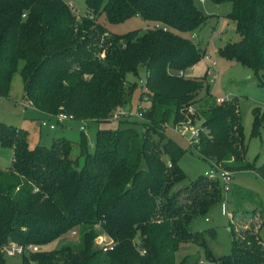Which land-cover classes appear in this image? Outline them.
<instances>
[{
  "label": "trees",
  "instance_id": "trees-1",
  "mask_svg": "<svg viewBox=\"0 0 264 264\" xmlns=\"http://www.w3.org/2000/svg\"><path fill=\"white\" fill-rule=\"evenodd\" d=\"M85 1L88 14L79 18L65 0H0V97L9 95L20 73L24 101L43 114L111 122L115 110L132 107L138 82H129L128 74L144 69L138 105L144 97L150 103L145 114L142 109L144 134L133 126L99 129L90 154L85 136L30 147L26 130L1 124L0 145L12 150V160L0 167V247L39 245V251L22 255V264H189L188 257L177 262L185 244L204 246L214 264H264V207L230 219L229 255L214 257L204 233L193 230L223 200L222 185L205 175L182 184L185 151L163 127L190 119L193 108L208 127L195 147L199 155L233 172L257 171L264 179V162L256 167L245 161L236 99L196 110L213 97L211 84L206 77L179 76L204 57L196 39L211 16L194 0ZM212 1L231 5L228 17L239 35L217 53L251 69L264 87V0ZM102 14L113 24L139 16L167 29L115 34L99 21ZM262 123L264 113L257 109L252 137ZM73 231L80 235L77 245L43 249ZM100 233L114 241L106 252L95 244ZM206 233L216 236L214 228ZM4 256L0 249V264H7Z\"/></svg>",
  "mask_w": 264,
  "mask_h": 264
},
{
  "label": "rangeland",
  "instance_id": "rangeland-1",
  "mask_svg": "<svg viewBox=\"0 0 264 264\" xmlns=\"http://www.w3.org/2000/svg\"><path fill=\"white\" fill-rule=\"evenodd\" d=\"M73 7L75 14L81 18L88 14L85 0H65ZM198 9L205 15H209L210 20L199 31L196 40H200L206 52L204 57L192 68L187 74L188 77H206L205 81L211 84L210 91L213 97L208 98V102H200L196 106V110H200L208 104L215 101V97L232 93L236 99L242 118L244 127L245 144L247 147L246 162L259 167L264 162V123L259 128V134L252 137V126L255 119V111L260 109L261 114L264 113V87L258 82L254 73L248 67L240 63L227 60L217 53L219 47L224 46L228 42L237 41L239 35L235 31L234 22L228 17L231 11L229 3L216 4L212 0H206L205 3L194 0ZM99 21L103 23L105 28L111 33L125 34L133 30H139L142 34L147 27L153 28V22H146L139 16H133L123 22L113 24L109 22L105 14L99 17ZM216 60L215 69H210L211 62ZM22 66V64H21ZM211 71V75L207 74ZM218 74L217 79L211 78ZM206 75V76H205ZM209 76V77H208ZM146 77L145 70L142 69L139 75L128 74L129 82H138V87L134 93L132 107L128 105L125 109L130 108L131 116L128 122H82L73 121L65 122L63 125L57 124L56 119L52 118L50 123L55 124V129L51 130L49 126L41 127V122L46 119L44 115L32 106L28 101H24L23 81L20 73H16L13 78L9 95L0 97V125L6 124L26 130L27 139L30 147L41 144L50 147L52 143L58 139L66 138L74 142H80L84 136L87 139L88 152L93 154L95 151L96 134L99 129L117 130L128 126H133L141 135L145 130V118H138V105L141 93V84ZM142 106L145 107L144 114L148 111L150 103L144 97ZM129 110V109H128ZM50 115V114H48ZM193 124L201 122L200 113L195 112L190 119ZM81 126H87L86 131H81ZM166 137L173 140L185 151L179 165L185 174V181L182 184H189L195 181L199 176L204 175L205 171L211 168L209 161L202 158L199 153L189 145L187 139L178 131L172 128H165ZM12 153L10 148H4L0 145V165L3 169L10 166ZM83 160L81 161V163ZM238 165L239 163H235ZM232 192L224 194V199L228 200V212L231 216H224L221 213L220 206H217L212 214L208 217H199L193 224L194 231L204 233L207 245L214 257L229 255L231 252V235L229 231V222L231 217L238 220L243 217L252 215L255 210L264 207V179L257 171L237 170L233 173V179L230 184ZM214 228L216 236L210 237L206 231ZM264 240V228L260 233ZM80 241L79 234L66 233L62 237L56 239L52 243L43 247L44 250L59 249L62 246L71 244L77 245ZM177 262L184 257H188V263L194 264L197 258H201L204 264H214L206 257L204 246L195 244L184 245L183 249L177 254ZM7 264H22L23 256H7L5 255ZM213 260V258H211ZM32 264H37L33 262Z\"/></svg>",
  "mask_w": 264,
  "mask_h": 264
},
{
  "label": "built area",
  "instance_id": "built-area-1",
  "mask_svg": "<svg viewBox=\"0 0 264 264\" xmlns=\"http://www.w3.org/2000/svg\"><path fill=\"white\" fill-rule=\"evenodd\" d=\"M201 3H205L206 0H199ZM71 6V4H70ZM72 7V6H71ZM163 27L161 24H155L153 25V28H160ZM151 27H147V29H150ZM164 30H166V27H163ZM217 65L216 60H213L211 62V65L209 66L210 69H215ZM194 67V66H193ZM192 67V68H193ZM190 68V69H192ZM181 70L179 71V76L180 77H188L187 74L189 73V70ZM207 74L211 75V71L208 73V70L206 71ZM209 77V76H208ZM218 78V74L212 76V78L210 79L211 82H213V79H217ZM141 85H145V80L143 81V83ZM233 95L232 93H225L224 95L215 97V102L217 104H223L225 102H229L233 100ZM29 102V101H28ZM31 105L32 103L29 102ZM33 106V105H32ZM138 112L136 113L135 116H137L138 118H142L143 117V106L140 105L138 106ZM190 111L192 113H195L193 108H190ZM131 111L125 108H118L117 110H115L111 116V120L112 121H117L119 122L120 120L130 117ZM52 118L56 119L57 124H63L64 122L67 121H74V117L68 113L65 112H59L55 115H49ZM51 120H43L41 122L42 127L44 126H49L50 129H55V124L50 123ZM164 129L165 128H172L176 131H178L181 135H183L187 141L189 142V145L195 149V147L200 143L201 141V137H202V133H205L208 131V127L206 125H203L201 122L197 123V124H193L191 122V120L187 119L181 122H178L177 124L174 125H164L163 126ZM81 131H86V126H81ZM211 168L207 171H205L204 175L207 176L209 179L212 180H217L221 183L222 185V192L223 195L227 194L229 192L232 191L231 189V182L233 179V171H231L230 169L227 168H221L219 167L215 162H211ZM220 209H221V213L224 216H231L230 213L228 212V200L224 199L223 196V200L220 202L219 204ZM232 218V217H231ZM208 221V219H206ZM72 234H77L76 231H73ZM95 244L97 245V247H99L100 249H102L104 252L108 251L111 249L112 245L114 244L113 239H111L109 236H107L105 233H100L98 234V236L95 239ZM2 253L4 255L7 256H16V255H24L26 253L29 252H37L41 249V247L39 245H29L27 247L17 243V242H9L7 244H4L0 247ZM199 264H204L203 260H200Z\"/></svg>",
  "mask_w": 264,
  "mask_h": 264
},
{
  "label": "crops",
  "instance_id": "crops-1",
  "mask_svg": "<svg viewBox=\"0 0 264 264\" xmlns=\"http://www.w3.org/2000/svg\"><path fill=\"white\" fill-rule=\"evenodd\" d=\"M205 2H206V1H205ZM202 4H203V3H202ZM38 111H39V110H38ZM41 113H42V112H41ZM42 114H43V113H42ZM43 115H44V117H46L47 120H51V119H52V117H50L48 114H43ZM46 119H45V120H46ZM67 122H70V121H67ZM72 122H73V121H72ZM64 123H65V122H64ZM64 123H63V124H64ZM41 127H42V125H41ZM86 127H87V126H86ZM51 130H54V129H51ZM36 145H37V144H36ZM36 145H35V146H36ZM35 146H34V147H35ZM11 153H12V150H11ZM11 160H12V159H11ZM10 164H11V162H10ZM0 165H3V164L0 163ZM233 173H234V172H233ZM231 192H232V191H231Z\"/></svg>",
  "mask_w": 264,
  "mask_h": 264
},
{
  "label": "clouds",
  "instance_id": "clouds-1",
  "mask_svg": "<svg viewBox=\"0 0 264 264\" xmlns=\"http://www.w3.org/2000/svg\"><path fill=\"white\" fill-rule=\"evenodd\" d=\"M25 15H26V13H25Z\"/></svg>",
  "mask_w": 264,
  "mask_h": 264
}]
</instances>
